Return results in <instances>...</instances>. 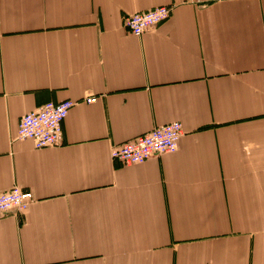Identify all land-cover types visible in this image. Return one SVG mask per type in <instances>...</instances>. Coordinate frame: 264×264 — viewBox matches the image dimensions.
I'll return each mask as SVG.
<instances>
[{"label": "crops", "instance_id": "0c3cea01", "mask_svg": "<svg viewBox=\"0 0 264 264\" xmlns=\"http://www.w3.org/2000/svg\"><path fill=\"white\" fill-rule=\"evenodd\" d=\"M173 4L0 0V192L34 195L0 220V264H264V0ZM64 100L61 144L18 139ZM175 121L177 152L112 158Z\"/></svg>", "mask_w": 264, "mask_h": 264}, {"label": "built area", "instance_id": "2783aa9c", "mask_svg": "<svg viewBox=\"0 0 264 264\" xmlns=\"http://www.w3.org/2000/svg\"><path fill=\"white\" fill-rule=\"evenodd\" d=\"M173 1L174 4H184L189 0ZM172 8L159 6L130 15L125 20V27L132 35L140 36L166 21L172 14ZM85 102L94 103L96 97L86 98ZM74 105L75 102L71 100L47 102L39 109L25 114L19 121L18 139L31 140L36 149L61 144L63 123ZM183 134V126L177 121L155 127L146 134L113 147L112 158L122 165H137L156 155L175 153ZM33 201V193L19 186L0 192V220L12 211L24 213Z\"/></svg>", "mask_w": 264, "mask_h": 264}]
</instances>
